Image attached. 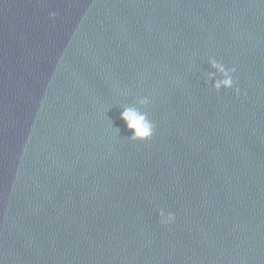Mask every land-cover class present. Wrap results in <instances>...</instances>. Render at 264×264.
Segmentation results:
<instances>
[{"label":"water","instance_id":"obj_1","mask_svg":"<svg viewBox=\"0 0 264 264\" xmlns=\"http://www.w3.org/2000/svg\"><path fill=\"white\" fill-rule=\"evenodd\" d=\"M145 96L152 139L125 130L53 264H264V0H175Z\"/></svg>","mask_w":264,"mask_h":264},{"label":"clouds","instance_id":"obj_2","mask_svg":"<svg viewBox=\"0 0 264 264\" xmlns=\"http://www.w3.org/2000/svg\"><path fill=\"white\" fill-rule=\"evenodd\" d=\"M49 19H55L57 13L49 11ZM209 64L215 72L219 74V78L209 75L211 81V89L219 92L221 89L231 90L235 95H240V89L235 86L234 67H227L224 63L213 57L208 58ZM139 107L125 106L120 113V119L125 122L126 129L131 132L129 140L133 142H145L152 139L155 131V124L149 119L147 111H142L150 104V99L145 96L136 100ZM160 222L164 225H171L175 221V215L172 212H165L164 209L159 210Z\"/></svg>","mask_w":264,"mask_h":264}]
</instances>
